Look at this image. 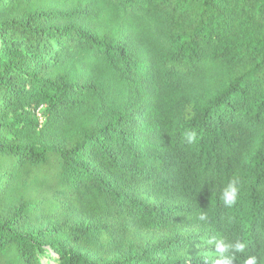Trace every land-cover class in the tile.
<instances>
[{"label":"trees","instance_id":"16d2710c","mask_svg":"<svg viewBox=\"0 0 264 264\" xmlns=\"http://www.w3.org/2000/svg\"><path fill=\"white\" fill-rule=\"evenodd\" d=\"M47 247L264 264V0H0V264Z\"/></svg>","mask_w":264,"mask_h":264},{"label":"rangeland","instance_id":"374dc122","mask_svg":"<svg viewBox=\"0 0 264 264\" xmlns=\"http://www.w3.org/2000/svg\"><path fill=\"white\" fill-rule=\"evenodd\" d=\"M253 25L247 24L246 28L242 31V35H244L246 38L250 37V33L252 31ZM191 229L186 228V229H179L180 232H186L190 231ZM174 231H145L139 233V237H141L144 241L145 244H153L157 242L158 240L167 237L168 235L172 234ZM48 249V254L42 257V260L44 263L50 264L54 263V257L56 258V254L54 251L50 250L49 247ZM213 249H208L205 247H192L188 251L180 252V254L185 255L186 257H192V256H197V255H203L212 252ZM56 260V259H55Z\"/></svg>","mask_w":264,"mask_h":264},{"label":"clouds","instance_id":"9594fccd","mask_svg":"<svg viewBox=\"0 0 264 264\" xmlns=\"http://www.w3.org/2000/svg\"><path fill=\"white\" fill-rule=\"evenodd\" d=\"M186 138L189 143H192L196 136L195 133H187ZM239 181L237 179H232L229 181V183L226 185V187L223 190L221 199L226 207H232L237 203L238 194H239V187H238ZM199 219L201 221H207V216L204 213H201L199 216ZM216 248L219 252L223 253L226 250V246L223 241H217L216 242ZM236 251H243L244 245L242 243L237 242L235 245ZM219 264V262H218ZM246 264H256V258L251 257L246 261Z\"/></svg>","mask_w":264,"mask_h":264},{"label":"built area","instance_id":"2783aa9c","mask_svg":"<svg viewBox=\"0 0 264 264\" xmlns=\"http://www.w3.org/2000/svg\"><path fill=\"white\" fill-rule=\"evenodd\" d=\"M37 116H38V118H39V120H40L41 122L44 120V118H43V116H42V114H41V110H38V112H37Z\"/></svg>","mask_w":264,"mask_h":264}]
</instances>
